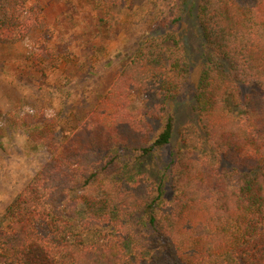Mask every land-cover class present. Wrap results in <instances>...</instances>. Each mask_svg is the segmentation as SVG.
<instances>
[{
	"label": "trees",
	"instance_id": "1",
	"mask_svg": "<svg viewBox=\"0 0 264 264\" xmlns=\"http://www.w3.org/2000/svg\"><path fill=\"white\" fill-rule=\"evenodd\" d=\"M178 2L156 27L174 44L147 36L71 124L7 113L47 159L0 216V264H264V0ZM188 16L197 66L176 33ZM0 18V43L38 26L26 0H0ZM194 66L196 121L155 182L142 159L171 143Z\"/></svg>",
	"mask_w": 264,
	"mask_h": 264
},
{
	"label": "rangeland",
	"instance_id": "2",
	"mask_svg": "<svg viewBox=\"0 0 264 264\" xmlns=\"http://www.w3.org/2000/svg\"><path fill=\"white\" fill-rule=\"evenodd\" d=\"M106 1L108 5L105 0H26V5L38 13V26L22 40L0 43V216L47 159L7 113L20 116L43 111L49 116L58 114L64 125L71 124L97 101L147 36H155L163 45L174 44L173 34H159L156 27L173 17L179 0ZM180 26L183 32L176 33L185 38L197 66L201 60L195 21L188 16ZM45 52L53 60L44 58ZM199 69L192 67L183 91L170 99L174 115L171 143L142 159L140 171L155 182L171 150L178 147L177 129L196 121L192 95ZM149 125L151 140L161 120H149Z\"/></svg>",
	"mask_w": 264,
	"mask_h": 264
}]
</instances>
